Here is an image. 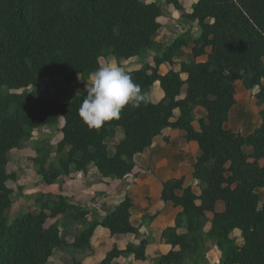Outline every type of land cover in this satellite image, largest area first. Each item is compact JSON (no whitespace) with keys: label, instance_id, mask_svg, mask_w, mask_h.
Segmentation results:
<instances>
[{"label":"trees","instance_id":"1","mask_svg":"<svg viewBox=\"0 0 264 264\" xmlns=\"http://www.w3.org/2000/svg\"><path fill=\"white\" fill-rule=\"evenodd\" d=\"M171 5L191 26L165 45L158 41L160 19ZM196 25L200 35L194 38ZM187 49L192 61L182 58ZM203 56L208 60L198 62ZM110 57L144 61L126 72L151 95L159 84L164 96L139 108L127 105L118 120L90 129L78 114L87 93L74 94V84L88 81ZM162 65L171 67L166 74ZM56 79L70 86L59 90L73 93L69 101L40 95L41 83ZM237 81L248 91L259 89L256 99L264 105V0H197L190 13L180 0H0V264H51L57 250L85 253L99 227L113 237L140 234L131 221V197L95 216L59 195L55 202L40 200L38 213L8 223L14 193L8 184L18 180L8 172L9 155L47 127L63 135L55 159L50 140L35 144L33 161L48 185L70 180L74 172L87 175L91 167L102 179L124 180L136 167L135 157L165 129L184 131L200 148L193 173L200 194L184 178L164 183L162 200L182 211L175 226L162 232L171 250L155 264H187L189 256L193 264H207L205 237L220 251L219 264H264V108L250 134L228 128ZM196 108L205 111L199 130L193 125ZM119 129L123 138L111 154L108 141ZM77 225L84 228L70 243L62 229ZM149 244L144 238L125 249L114 246L100 264H120L122 257L146 261Z\"/></svg>","mask_w":264,"mask_h":264},{"label":"rangeland","instance_id":"2","mask_svg":"<svg viewBox=\"0 0 264 264\" xmlns=\"http://www.w3.org/2000/svg\"><path fill=\"white\" fill-rule=\"evenodd\" d=\"M155 1V0H152ZM161 2H165L166 0H160ZM197 0H180L182 6L186 12L190 13L193 10V5ZM182 12L176 9L174 6H169L166 10V16L160 19L161 24L163 25L160 35L158 36V41L165 42V45H170L172 43L173 38L183 31L186 30L191 25L185 21L181 16ZM183 21L186 26L184 27L180 22ZM200 35V29L196 25L194 29V38H197ZM172 37V38H171ZM171 38V39H169ZM190 39V38H189ZM168 40V41H167ZM167 41V42H166ZM187 50H184L182 55L183 60L187 59ZM153 54L148 56L147 61L153 63ZM188 61H192V58L187 59ZM125 62V63H124ZM119 63L114 57H110L108 61L102 60V66L109 63H117L121 66L125 71L138 70L145 64L142 60L138 58L130 59ZM162 74L164 71L161 72ZM90 83V80H88ZM87 80L80 79L74 84L73 92L76 95H80L82 93H86L85 85ZM159 85V84H157ZM60 86L61 88H58ZM63 87L69 88L70 86H65L61 79H56L54 81L45 80L41 83L40 87V95L46 96V93L50 92L51 94H57V97L63 101H69L73 93H63V91H59ZM159 90V88H157ZM236 89V99L237 105L233 108L230 113V119L227 123V127L234 130L235 132L241 133L243 135H248L253 132L261 122V111L264 108V105L260 103L256 99V94L259 92V89H255L253 91H248L243 85L242 81H237L235 83ZM157 96V95H155ZM196 124L199 127L198 120L205 116V111L202 108L195 109ZM64 125V121L61 122L62 127ZM63 135L60 129L55 128H44L40 131H35L33 137L31 139H25L21 143V148L12 151L9 155V166L8 172L15 173L18 177L16 182H9V187L14 190L12 195L13 206L8 213V223L11 224L16 218L24 215L25 213H38L40 208V200L43 202L52 201L55 202L58 200L59 195H64L69 199V202L73 205L83 208L84 210H91L95 212V216H103L107 209V205L104 203L103 194L104 192L100 189V186L97 184L98 180L91 175V178L84 177L81 173L74 172L72 175V179L66 180V182L62 183L61 181L56 182L53 185L46 184L42 176L37 173V165L34 163L33 158L36 156L35 152V144L38 141H43L45 139L50 140L49 145L52 150V158H56V149L59 142L62 140ZM120 138H123V130H117L116 137L110 139L109 143V151L111 154L115 152V145L119 143ZM246 152H251L252 149L250 147H246ZM75 174V175H74ZM83 174V173H82ZM85 180V181H84ZM109 186L111 185L108 183ZM120 187V186H119ZM193 190L196 193H200V188L195 183L192 184ZM262 196V204L264 205V191H261ZM118 201L110 202V206L116 204ZM209 219L212 218V215H208ZM134 218L138 226L141 227V231L146 234V239L150 241L151 245L156 244V239L159 237V234L152 223H149V218H143V222L139 221L140 218V210L135 208L134 210ZM55 221L50 220L49 223H54ZM210 223L209 220L205 223V233H207L209 229ZM83 226L77 225L68 229H62L64 233H66V237L68 242L72 243L79 232L83 230ZM160 232V231H159ZM161 233V232H160ZM206 236V234H205ZM237 236V235H236ZM117 238H112L102 231H99L95 234L92 239V249L88 250L85 253H69L63 251H56L52 259L50 260L51 264H100L101 261L106 256L107 252H109L114 246H122L125 243V239L121 240L120 235H116ZM143 235L140 233L136 235L137 240H141ZM163 241V240H162ZM242 242V241H240ZM205 245H206V261L207 264H219L221 253L218 250L215 243L208 241L205 237ZM162 256V254L153 255L150 253L148 256V260L146 262H150L148 264H155L157 260ZM187 264H193L190 256ZM150 259V261H149ZM145 262H142V264ZM120 264H128L126 261H121Z\"/></svg>","mask_w":264,"mask_h":264},{"label":"crops","instance_id":"3","mask_svg":"<svg viewBox=\"0 0 264 264\" xmlns=\"http://www.w3.org/2000/svg\"><path fill=\"white\" fill-rule=\"evenodd\" d=\"M207 60V56L199 57L197 59L198 62H205ZM170 68L171 67L169 65H162L160 67V71H164L163 74H166ZM157 88H159V90ZM163 96L164 94L160 85H156L152 93L153 101L159 102ZM196 124H198L197 119L193 122V125L197 130H199V127ZM121 139L122 138H120V140ZM199 155L200 148L198 143L195 141H187L184 131L167 128L163 131L162 135L158 136L154 140L151 148L135 157L136 167L133 173L124 180L102 179L98 176V172L95 167H91L87 175L82 173L81 175L83 176L82 180L84 177H89L90 179L91 175L98 180L97 184L104 192L102 198H104V203L107 207H110V211L120 205L127 197H131L133 200L131 221L135 226L139 227L140 233L144 238L146 237V234L143 233L141 231V227L138 226L136 219L134 218V210L135 208L140 210L141 219L139 221L141 222H143V218L145 219L149 216L155 215L152 220H149V223H152L156 231L159 230L161 233L157 231L159 237L156 239L155 245L149 244L147 248L148 258L150 253L153 255H164L171 250V247L162 241V232L168 227L175 226L176 219L182 211L181 207H175L174 204L170 202L166 203L162 200L164 183L172 179L184 178L186 186H192L194 183L198 185V182L193 178V173L194 166ZM108 183L111 185L109 186ZM111 200H117L118 202L110 206ZM222 209L223 206L220 203L218 205V210L222 211ZM110 211L108 208L104 215ZM99 231L107 233L109 237L117 238L115 236L113 237L109 230L103 227H99L96 230V233ZM236 235L239 236V232H236L235 236ZM120 239H125L124 245H117L120 249H125L129 243L139 245L142 240H137L136 235L132 234L120 235ZM239 241L242 240L239 239ZM125 259L128 264H142V262H145L143 264L150 263L146 262L148 259H146V261H140L135 260L134 257H122L119 259V263L121 261H125Z\"/></svg>","mask_w":264,"mask_h":264},{"label":"clouds","instance_id":"4","mask_svg":"<svg viewBox=\"0 0 264 264\" xmlns=\"http://www.w3.org/2000/svg\"><path fill=\"white\" fill-rule=\"evenodd\" d=\"M89 80L90 83L87 81L85 85L87 95L80 104L78 114L90 129L100 128L106 121L118 120L127 105L139 108L152 103L150 91L142 90L131 74L117 63L94 70Z\"/></svg>","mask_w":264,"mask_h":264}]
</instances>
